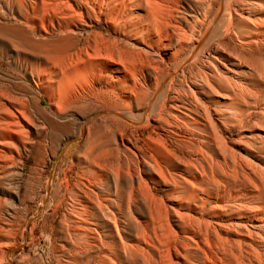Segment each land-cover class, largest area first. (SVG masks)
<instances>
[{
    "label": "bare ground",
    "instance_id": "bare-ground-1",
    "mask_svg": "<svg viewBox=\"0 0 264 264\" xmlns=\"http://www.w3.org/2000/svg\"><path fill=\"white\" fill-rule=\"evenodd\" d=\"M6 3L31 51L22 68L40 90L36 113L51 119L46 95L87 120L59 223L67 264H264V158L248 152L232 168L225 156L228 131L263 99L264 0ZM186 3L200 11L192 21ZM165 67L180 69L177 96L153 102ZM218 90L228 102L212 108ZM33 117L22 102L0 103V174L39 139Z\"/></svg>",
    "mask_w": 264,
    "mask_h": 264
},
{
    "label": "rangeland",
    "instance_id": "rangeland-1",
    "mask_svg": "<svg viewBox=\"0 0 264 264\" xmlns=\"http://www.w3.org/2000/svg\"><path fill=\"white\" fill-rule=\"evenodd\" d=\"M6 1L0 0V103L11 100L24 103L33 114L35 125L42 132L24 159L0 174V256L2 250L9 251L0 264H67L73 255L66 254L61 248L65 241L60 234L59 223L69 204V187L74 184L81 171L76 160L84 145L79 129L81 125L87 124V120L75 111L59 113L46 95L41 97L40 107L47 111L51 119L36 113L34 93L40 90L22 68L27 61L33 62L29 57L31 51L26 42L20 39L21 19L14 18L12 7ZM184 7L183 16L188 21H192L200 12L187 3ZM214 14L216 15V10L210 13L209 22L198 34V39L205 38ZM104 29L102 27L99 31ZM228 40L227 38L226 41ZM184 57L180 56L181 59ZM257 59L254 62L260 60L261 63L256 65L264 67V58ZM254 62L252 63L255 64ZM184 70L192 72L196 68H191L186 63ZM164 72L165 80L159 83L160 93L151 97L153 102H157L168 90L170 100L177 96L172 90L176 87L175 75L180 69L165 67ZM218 91V95H207V102L212 108L228 102L223 94L220 96L222 92ZM257 93L258 98L255 97L263 99L259 100L258 107L250 104L253 116L243 122L241 129L232 128L228 131L230 147L225 156L232 168L239 161L248 162V152L264 158V91L258 90ZM221 164L223 169L227 168L224 162ZM118 193V196L124 197L128 191L120 189ZM56 205H60L58 210L55 209Z\"/></svg>",
    "mask_w": 264,
    "mask_h": 264
}]
</instances>
